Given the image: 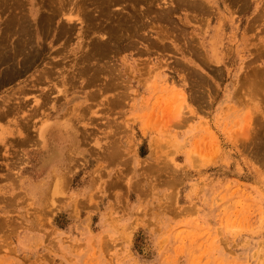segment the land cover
Returning <instances> with one entry per match:
<instances>
[{"label": "rangeland", "instance_id": "374dc122", "mask_svg": "<svg viewBox=\"0 0 264 264\" xmlns=\"http://www.w3.org/2000/svg\"><path fill=\"white\" fill-rule=\"evenodd\" d=\"M0 264H264V0H0Z\"/></svg>", "mask_w": 264, "mask_h": 264}, {"label": "bare ground", "instance_id": "6f19581e", "mask_svg": "<svg viewBox=\"0 0 264 264\" xmlns=\"http://www.w3.org/2000/svg\"><path fill=\"white\" fill-rule=\"evenodd\" d=\"M242 2V1H241ZM74 5V4H73ZM140 5V4H139ZM21 6V5H20ZM42 6V5H41ZM201 6V5H200ZM18 11V10H17ZM61 11V10H60ZM70 12V11H69ZM63 13V12H62ZM147 17V16H146ZM101 35V34H100ZM27 38V37H26ZM161 41V40H160ZM83 63V62H82ZM106 65V64H105ZM58 69V68H57ZM115 71V70H114ZM114 77V76H113ZM116 80H118V79H116ZM118 82V81H117ZM113 83V82H112ZM110 84V83H109ZM108 84V85H109ZM33 85V84H32ZM34 88V87H33ZM28 89V88H27ZM13 102V101H12ZM46 102V101H45ZM43 103V102H42ZM34 109V108H33ZM16 111V110H15ZM25 111V110H24ZM35 111V110H34ZM25 113V112H24ZM18 114V113H17ZM31 114V113H30ZM12 118V117H11ZM49 127V125H46V126H44L42 129H41V133H40V136L42 137V138H46L45 136H46V133H47V128ZM54 130V129H53ZM52 130V131H53ZM56 133V132H55ZM55 133H54V135H55ZM53 135V136H54ZM113 153V152H112Z\"/></svg>", "mask_w": 264, "mask_h": 264}]
</instances>
